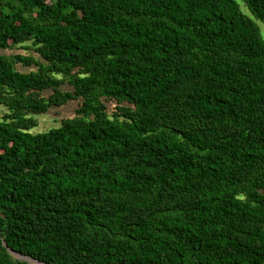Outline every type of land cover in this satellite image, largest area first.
Listing matches in <instances>:
<instances>
[{
  "label": "trees",
  "instance_id": "16d2710c",
  "mask_svg": "<svg viewBox=\"0 0 264 264\" xmlns=\"http://www.w3.org/2000/svg\"><path fill=\"white\" fill-rule=\"evenodd\" d=\"M259 22L264 0H0V264H264Z\"/></svg>",
  "mask_w": 264,
  "mask_h": 264
},
{
  "label": "rangeland",
  "instance_id": "374dc122",
  "mask_svg": "<svg viewBox=\"0 0 264 264\" xmlns=\"http://www.w3.org/2000/svg\"><path fill=\"white\" fill-rule=\"evenodd\" d=\"M241 3V7L243 6V8L245 9V6L242 5ZM260 28H261V32L264 36V25L259 22ZM14 51H18V52H24V50L22 49H13V50H3V52L5 53H10V52H14ZM17 68L19 70H25L24 67L18 65ZM77 102L76 101H69L67 104L61 106V107H54V108H50L47 112L37 115V119H38V125L32 129L33 132H38V131H43V130H47L51 127H56L60 124V119L63 117H67V116H72L74 114V109L76 108ZM3 112V107L0 105V116L2 115ZM35 263V262H34Z\"/></svg>",
  "mask_w": 264,
  "mask_h": 264
},
{
  "label": "water",
  "instance_id": "95a60500",
  "mask_svg": "<svg viewBox=\"0 0 264 264\" xmlns=\"http://www.w3.org/2000/svg\"><path fill=\"white\" fill-rule=\"evenodd\" d=\"M10 252H12L11 250H9ZM13 253V252H12ZM17 255H19V254H17ZM25 258V257H24ZM34 261H36V260H34ZM38 264H45V263H42V262H38V261H36Z\"/></svg>",
  "mask_w": 264,
  "mask_h": 264
}]
</instances>
